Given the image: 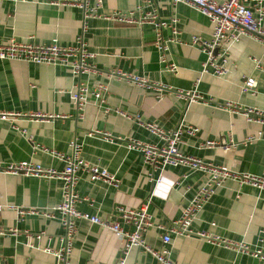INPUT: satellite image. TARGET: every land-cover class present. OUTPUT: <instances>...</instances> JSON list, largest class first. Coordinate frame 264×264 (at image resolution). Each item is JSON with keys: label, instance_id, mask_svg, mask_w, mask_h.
<instances>
[{"label": "crops", "instance_id": "obj_1", "mask_svg": "<svg viewBox=\"0 0 264 264\" xmlns=\"http://www.w3.org/2000/svg\"><path fill=\"white\" fill-rule=\"evenodd\" d=\"M94 2L89 0L88 5ZM131 10L134 15L154 10L163 20L178 19V34L167 51L176 72L159 61L153 26L111 21L103 16ZM93 11L85 18L83 39L86 50L93 54L91 62L96 70L82 73L78 79L89 89L105 83L104 102L99 104L89 97L82 116H78L69 96L76 78L67 66L0 59V111L19 113L14 124L22 130H14L0 120V164L31 160L59 170L61 159L32 146L38 144L66 155L69 142L76 139L80 157L105 168L116 180L115 185L102 179L91 181L84 170H77L74 190L78 201L74 206L78 211L117 221L128 229L121 209L137 208L149 199L153 225L143 232L145 244L154 249L166 247L173 263L264 264L263 258L250 253L264 250V187L227 178L190 225L211 239L170 233L171 222L179 218L207 174L187 164L166 166L163 171L153 169L145 163L142 152L132 147L133 141L163 142L143 124L170 129L182 121L197 128L194 134L181 135L178 148L182 154L238 174L262 175L264 125L249 122L217 104L231 101L264 110V42L243 35L229 47L225 60L217 57L216 63L223 65L226 73L215 75L201 71L206 54L191 44L192 35L209 38L212 32L209 18L193 6L173 4L172 0H102ZM81 23L82 10L73 5L0 0V44L9 40L37 45L54 41L69 46L79 34ZM162 35L173 36L170 28H164ZM113 70L149 82L140 85L109 76ZM247 78H253L252 87L245 85ZM192 90L212 101H191L189 96L179 94ZM29 113L47 118L32 120L27 117ZM248 135L257 138L245 144ZM208 140L219 143L207 145ZM230 142L234 145L228 149L221 145ZM60 188L57 178L0 172V264H56L52 252L46 250L59 245L58 215L55 212L54 217H45L42 211L51 210L60 201ZM166 233L170 240L164 243ZM212 237L234 245L217 243ZM238 244L247 245L249 251L241 250ZM120 246L121 240L113 232L79 218L75 220L67 263L115 264ZM126 264L158 263L143 248L133 247Z\"/></svg>", "mask_w": 264, "mask_h": 264}, {"label": "built area", "instance_id": "obj_2", "mask_svg": "<svg viewBox=\"0 0 264 264\" xmlns=\"http://www.w3.org/2000/svg\"><path fill=\"white\" fill-rule=\"evenodd\" d=\"M46 3L60 5L67 4L79 7L82 10V23L79 34L75 41L69 46L57 45L54 41L45 45H37L28 42H16L9 40L6 43L0 44V59L21 60L36 64H50L67 66L71 74L76 78L69 91L70 99L75 106L78 116H82V111L88 98L92 97L93 102L101 104L105 100L107 85L99 82L89 89L87 85L80 81L79 75L96 70L91 58L93 54L86 50L83 39L85 31V18L93 15V10L101 6L102 0H96L93 6H89V0H41ZM173 4L185 2L199 12L209 18L212 23V32L209 38H202L199 35L191 36V44L199 46L206 54V60L202 64L201 71L204 73L210 72L215 75H223L226 69L223 65L216 63L219 56L223 57L229 50V47L237 42L243 35H249L264 42V26L262 24L264 18V1L262 0H172ZM104 18L111 21L129 23V24H144L148 23L154 28L155 42L154 45L159 50V61L164 67L176 72V66L167 59L168 44L175 40L178 34L176 17L169 20L161 19L154 10H148L143 14L134 15V11L128 12H109L103 15ZM170 28L173 36L164 38L162 30ZM217 50V51H216ZM258 67V63H257ZM109 76H116L127 79L140 85H145L149 81L141 76L126 74L119 70H113ZM253 78H247L245 85L252 87ZM246 90V88H245ZM180 95L189 96L191 101L208 102L211 99H206L196 90L179 92ZM221 108L229 109L233 112L241 114L247 121L264 125V110L257 107H243L236 102L224 101L217 104ZM107 111V109H106ZM20 114L17 112L0 111V120L7 121L10 126L17 131L22 132L18 126L14 124V120ZM29 119L47 118L39 113H29ZM152 134L159 136L163 142L161 144L146 143L141 141H133L132 147L140 150L143 154L145 163L149 164L153 169H161L163 171L166 166L190 165L194 169L205 171L207 178L205 182L198 188L188 204L181 210L179 218L171 222L168 231L170 233L198 236L201 238L211 239L209 234L203 231H194L190 225L196 214L201 210L203 205L210 199L216 189L222 185L227 178H233L240 183H251L258 187H264V171L260 176H254L247 173L231 172L225 166L207 164L199 158L184 155L179 151L178 143L183 132L194 134L197 131L196 127L179 122L175 127L164 129L154 123L143 124ZM257 136L248 135L244 138L243 143H251L256 140ZM215 142L208 140L207 145H212ZM223 148L228 149L234 145L233 142L222 143ZM33 150L46 152L51 156L61 159L63 166L59 170L43 167L39 163L31 160L9 161L0 164V172L8 174H21L24 176H37L44 178H57L61 181L60 201L51 208V210H43L42 215L45 217H54L56 212L58 222L61 228V234L58 236L59 245L57 248L46 251H51L55 258L56 264H68L67 256L72 248V238L75 233V220L85 219L91 223L99 224L113 232V234L121 240V254L115 264H126V256L133 247L143 248L149 252L157 261L158 264H175L169 257V250L166 247L154 249L145 244L143 238L144 230L153 225L152 217L148 212L149 199L140 204L137 208H122L121 217L128 229L123 228L117 221H109L99 217L96 214H88L80 212L75 208V202L78 201V196L74 190L77 180L76 171L84 170L89 180H106L109 183L116 184V180L105 168L90 164L80 157V144L73 139L69 142V153L62 154L53 150H48L38 144L32 146ZM159 182V181H158ZM38 235H36L37 237ZM213 241L222 243L227 246L234 245L228 240H221L218 237H212ZM163 242L167 243L170 236L166 233L163 237ZM238 247L248 252L249 247L244 244H238ZM252 256L264 259V250L255 249L250 252Z\"/></svg>", "mask_w": 264, "mask_h": 264}, {"label": "water", "instance_id": "obj_3", "mask_svg": "<svg viewBox=\"0 0 264 264\" xmlns=\"http://www.w3.org/2000/svg\"><path fill=\"white\" fill-rule=\"evenodd\" d=\"M217 51V50H216Z\"/></svg>", "mask_w": 264, "mask_h": 264}]
</instances>
